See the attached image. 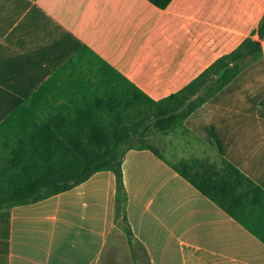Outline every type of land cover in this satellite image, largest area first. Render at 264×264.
I'll use <instances>...</instances> for the list:
<instances>
[{
  "label": "crops",
  "instance_id": "crops-1",
  "mask_svg": "<svg viewBox=\"0 0 264 264\" xmlns=\"http://www.w3.org/2000/svg\"><path fill=\"white\" fill-rule=\"evenodd\" d=\"M263 16L264 0H0V124L83 45L158 100L235 49ZM253 38L263 56L181 128L194 157L213 151L264 189V41ZM167 160L150 149L124 155L121 213L132 236L111 170L0 209V264H264V242Z\"/></svg>",
  "mask_w": 264,
  "mask_h": 264
},
{
  "label": "trees",
  "instance_id": "trees-1",
  "mask_svg": "<svg viewBox=\"0 0 264 264\" xmlns=\"http://www.w3.org/2000/svg\"><path fill=\"white\" fill-rule=\"evenodd\" d=\"M149 1L159 8L171 2ZM255 34L264 41V16L235 49L158 100L91 47L81 46L0 124L4 130L15 117L18 120L15 131L0 141V209L45 199L111 170L118 186L119 221L132 236L126 214L121 213L126 200L124 155L131 149H150L167 160L149 143V134L156 129L166 135L182 127L197 108L260 59L263 47ZM167 162L264 242V189L258 183L223 156Z\"/></svg>",
  "mask_w": 264,
  "mask_h": 264
},
{
  "label": "rangeland",
  "instance_id": "rangeland-1",
  "mask_svg": "<svg viewBox=\"0 0 264 264\" xmlns=\"http://www.w3.org/2000/svg\"><path fill=\"white\" fill-rule=\"evenodd\" d=\"M148 141L151 145L155 146L164 156L168 157L171 162H178L180 161V157L186 155L189 156V158L194 157L193 155L195 152H193V148H191L190 144L191 141L194 142V139L188 134L182 132L181 127H178V129L166 135L154 129L149 134ZM193 147L195 148V146ZM210 152L212 154L210 156H206H209L213 160L218 159V156L215 152ZM182 153H184L185 155H182ZM144 260L145 258L141 257L140 261L143 262Z\"/></svg>",
  "mask_w": 264,
  "mask_h": 264
}]
</instances>
